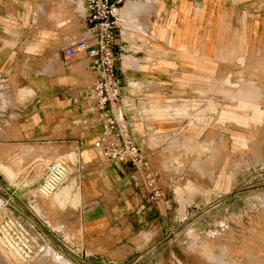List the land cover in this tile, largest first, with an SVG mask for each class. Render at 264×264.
Here are the masks:
<instances>
[{"label":"crops","instance_id":"crops-1","mask_svg":"<svg viewBox=\"0 0 264 264\" xmlns=\"http://www.w3.org/2000/svg\"><path fill=\"white\" fill-rule=\"evenodd\" d=\"M260 3L125 0L115 36L119 98L102 113L94 104L89 55L64 53L77 39L93 42L85 1L0 0V161L15 170L0 164L11 176L16 171L10 179L0 169L1 207L28 228L37 220L49 226L76 264L123 260L146 235L162 230L167 214L177 220L172 151L188 140L199 146L204 133L242 130L232 120L226 127L219 116L260 119L259 86L252 82L231 95L252 114L221 106L228 68L264 54ZM196 98L204 111L195 121ZM110 114L160 170V199L148 198L142 173L128 158L102 156V122ZM54 160L69 174L55 194L35 196ZM192 185L188 180L176 193ZM22 207L32 212L26 220L13 214Z\"/></svg>","mask_w":264,"mask_h":264},{"label":"rangeland","instance_id":"rangeland-1","mask_svg":"<svg viewBox=\"0 0 264 264\" xmlns=\"http://www.w3.org/2000/svg\"><path fill=\"white\" fill-rule=\"evenodd\" d=\"M259 5L263 7L264 3ZM224 80L227 83L221 106H236L237 111L246 114H252V109L237 108L239 99L231 95L245 82L259 86L260 119L245 123L219 116L218 121L226 127L232 125V120L242 130L204 133L199 146L188 140L173 150L176 172L170 179V196L177 200V220L167 214L161 231L146 235L123 260L109 264H264V54L240 59L234 68H228ZM192 105L196 121L204 109L198 98L192 100ZM236 134L244 140H236ZM1 164L0 169L12 179L16 171L11 176ZM188 180L193 184L191 188L177 194L176 188L185 186ZM13 214L23 220L32 216L24 207ZM1 215L11 213L1 207L0 197ZM49 229L38 220L34 228L27 227L35 253L28 259L0 242V264H76L64 255L60 249L64 245Z\"/></svg>","mask_w":264,"mask_h":264},{"label":"built area","instance_id":"built-area-1","mask_svg":"<svg viewBox=\"0 0 264 264\" xmlns=\"http://www.w3.org/2000/svg\"><path fill=\"white\" fill-rule=\"evenodd\" d=\"M85 18L93 34V42L77 39L64 48L65 55L85 51L90 57V68L95 73L92 93L95 107L102 113L119 98V81L116 63L119 53L115 49V36L119 25V11L125 0H84ZM102 156L109 159L128 158L135 169L141 171L148 190V198L158 200L163 190L160 185L161 172L145 155L143 149L132 138L118 128L114 115H106L102 122ZM67 165L60 161H49L45 173L34 189L38 197L50 196L66 179ZM0 242L17 256L30 258L33 254V238L27 228L12 216L0 217Z\"/></svg>","mask_w":264,"mask_h":264},{"label":"bare ground","instance_id":"bare-ground-1","mask_svg":"<svg viewBox=\"0 0 264 264\" xmlns=\"http://www.w3.org/2000/svg\"><path fill=\"white\" fill-rule=\"evenodd\" d=\"M122 8H123V7H121V9H120V14H121V12H122ZM68 174H69V173H68ZM61 185H62V184H61ZM53 193H54V192H53ZM54 194H55V193H54ZM220 263H221V262H220Z\"/></svg>","mask_w":264,"mask_h":264}]
</instances>
